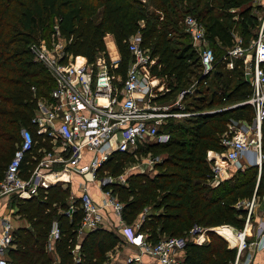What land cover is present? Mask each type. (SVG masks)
Listing matches in <instances>:
<instances>
[{"label":"trees","instance_id":"16d2710c","mask_svg":"<svg viewBox=\"0 0 264 264\" xmlns=\"http://www.w3.org/2000/svg\"><path fill=\"white\" fill-rule=\"evenodd\" d=\"M250 1L0 0V181L20 142L21 129H27L33 139L21 164L24 177L34 168L42 150L51 149L48 140L36 133L32 117L38 100L49 99L55 83L47 69L34 60L30 46L44 42L50 47L63 42L60 62L65 64L93 63L99 54L109 62L104 38L110 34L119 53L118 67L113 72L124 77L130 61L128 40L138 33L141 48L154 61L153 75L167 88L152 102H165L170 97L174 100L185 91L181 103L185 111L194 114L182 121L168 119L163 128L169 134L165 144L137 150L142 155L162 156L151 173L131 172L125 184L110 186L111 194L123 204L121 219L135 225L138 215L149 208L137 231L150 244L165 237L187 236L194 225L203 229L223 225L242 229L246 211L237 203L253 195L263 197L264 163L260 173L257 166L236 169L213 186L212 162L207 155L225 150L221 141L229 133L231 121L253 118L248 104L221 108L243 102L251 93L241 62L235 61L234 68L228 70L226 60H222L225 49L233 44L235 26L239 24L240 34L244 35L256 20ZM240 8L235 20L232 10ZM187 15L203 24L217 59L206 75L201 73L198 55L182 25ZM261 151L264 156V120ZM127 155L113 153L99 170L119 173ZM69 197L70 188L55 183L40 190L36 197L14 199L15 214L29 226L13 230L7 250L10 264H105L107 253L120 242L119 234L104 228L77 234L83 213L75 200L73 212L66 214ZM53 221L58 228L53 244L56 262L47 250ZM246 230L250 231L249 224ZM207 235L209 241L202 245L187 239L183 264L234 261V248L213 231H207Z\"/></svg>","mask_w":264,"mask_h":264},{"label":"built area","instance_id":"2783aa9c","mask_svg":"<svg viewBox=\"0 0 264 264\" xmlns=\"http://www.w3.org/2000/svg\"><path fill=\"white\" fill-rule=\"evenodd\" d=\"M249 5L257 18L252 49L247 51L242 38L233 35V44L225 49L222 60H226L225 67L228 70L234 68L235 61L241 62L243 78L249 84L251 93L243 102L221 108L248 104L252 107L253 118L250 123L231 121L228 125L229 133L221 141L225 150L221 153H208L207 160L212 162L214 177L222 167L238 165L248 153L253 155L259 173L264 163L261 151V124L264 120V0H251ZM183 26L198 55L202 75L210 73L217 59L206 38L203 24L196 17L187 15L183 19ZM140 42L141 36L138 33L128 40L130 61L124 77L113 72L118 63L110 59L108 62L103 54H99L93 63L85 62L75 66L70 62H60L62 42L55 44L54 51L48 50L44 42L30 46L34 60L47 69L55 83L49 99L38 100L32 117L36 133L48 140L51 149L42 150L34 168L24 177L21 164L25 153L32 148L33 139L27 129H21L20 142L16 145L0 181V199L11 196L36 197L40 190H46L58 183L63 173H71L83 179L80 194L69 197L66 210V214L70 215L74 210L73 202L78 200L83 213L77 229L79 235L85 231L103 228L98 211L100 208L109 207L122 222L119 233L123 238L137 245L143 253L155 257L159 264H183V257L180 258L179 254L185 252L187 239L202 245L209 241L207 231H213L227 242L229 248L236 250L231 264H260L254 261L253 252L264 248V220L253 222L257 206L254 195L249 200L237 203V207L246 211L242 229L230 225L218 227L234 228L232 238L219 234L218 228L203 229L194 225L187 236L165 237L150 244L145 235L137 231L138 224H124L121 219L123 204L109 189L101 190L108 180H97L96 172L113 153L131 154L140 147L165 144L169 140V134L163 128L168 119L186 118L194 114L185 111L181 103L185 91H181L170 102H152L153 98L162 95L167 88L160 78L153 75L151 68L154 61L150 59L149 52L141 48ZM161 157L152 156L150 165L160 161ZM223 161L227 164H223ZM237 169L242 170L239 167ZM95 179L104 195L100 205L93 200L85 184ZM248 224L250 231L246 230ZM57 234V223L53 221L48 251L51 250V242ZM12 239L13 229L10 221L6 220L0 229V264H10L7 250ZM76 251L77 248L73 253ZM127 263H130V259Z\"/></svg>","mask_w":264,"mask_h":264},{"label":"crops","instance_id":"0c3cea01","mask_svg":"<svg viewBox=\"0 0 264 264\" xmlns=\"http://www.w3.org/2000/svg\"><path fill=\"white\" fill-rule=\"evenodd\" d=\"M104 40H105L106 50L109 59L111 61L117 62L119 60V53L115 46L113 37L110 34H107ZM249 163H251V165H249ZM238 165H226V167L225 166L224 168L222 167L220 172L215 174V177L211 181V184L213 186H216L220 181L232 175L238 167L242 168L243 170L245 169V167L255 166V159L252 154L248 153L246 154V156L243 157V159H241L238 162ZM59 179L60 180L58 181V183H61L62 185L68 186L70 188V197L71 196L75 197L80 194L81 192L80 184H82V180H83L81 177L71 173H63ZM93 182L94 181L85 182V184L88 190L90 191L93 200L100 205L101 201L104 198L103 191H101L100 194L93 192L90 187V184ZM14 199L15 198H13L12 196L4 197L0 199V229L3 222L6 220L10 221L13 230L17 228H24V227L26 228L29 226L28 222L25 219L20 218L15 214L17 208L15 206ZM149 211H150L149 208H145L138 215L135 223L139 224L143 219V217L147 213H149ZM98 212L101 217L102 227L105 230L116 232L117 234H119L118 236L120 237V242L117 244V246H115V248L111 252L107 253L109 264H159L155 257L143 253L142 250L137 245L130 243L123 238V236L119 233L121 226H123L122 222L113 214V212L109 207L100 208ZM263 220H264V195L262 198H257V206L254 211L253 222L263 221ZM227 228H229L231 232ZM217 231L219 234L227 238H232L235 233V229L231 227H226L224 229L218 228ZM53 244H54V240L51 242L52 248L48 253L52 256V258L56 262L57 256ZM252 252H253L252 249H250L251 254ZM73 254L76 258L78 256V251L74 252ZM183 256L184 253L181 252V254H179V257L182 258ZM253 258L254 261L260 264H264V248L255 253L253 252ZM129 259H130V263H127V260Z\"/></svg>","mask_w":264,"mask_h":264},{"label":"rangeland","instance_id":"374dc122","mask_svg":"<svg viewBox=\"0 0 264 264\" xmlns=\"http://www.w3.org/2000/svg\"><path fill=\"white\" fill-rule=\"evenodd\" d=\"M213 6H215V5L213 4ZM241 10H242V8L232 10L233 13H235V17H234L235 20L238 18L237 14L240 13ZM252 13H254V12H252ZM257 16H258V14H257ZM256 25H257V18L254 21L253 26L248 27V32L246 34H244V35L240 34L239 24L235 26V28H234L235 30L232 32L234 36H240L242 38L243 43H244V47L246 48L247 51H250L252 49L251 43H252V40L254 39V37H253L254 33L256 32ZM57 43L62 44L63 42L62 43L57 42ZM214 49H215V51L218 52V49H216V48H214ZM48 50L54 51L55 45H50V47H48ZM171 98L172 97L168 98L167 101L160 102V103H166L168 101L170 102V100H172ZM226 106H228V105H226ZM182 120H184V118H177L174 121H182ZM251 121H245V122L250 123ZM151 157L152 156L150 154L142 155L138 151H135L134 153L128 154L127 156L124 157L125 162H124V165H123V167L119 173L112 174V172L110 173L109 171L97 170V172H96V179L97 180H100L102 178H107V180H108V183L106 185L102 186L101 190H104V191L108 190L110 188V186H112V184H120V185L124 184L128 175L131 172L151 173L153 171V168H152L153 165L152 166L150 165V158ZM223 164H227V163L225 161H223ZM96 179L94 180L93 183L90 184V187H91L93 192L100 194L101 190H100V188H97L98 183H97ZM109 180H110V182H109ZM191 241L192 240H190V242ZM106 257H107V255H106ZM105 263L109 264L108 257L106 258Z\"/></svg>","mask_w":264,"mask_h":264},{"label":"bare ground","instance_id":"6f19581e","mask_svg":"<svg viewBox=\"0 0 264 264\" xmlns=\"http://www.w3.org/2000/svg\"><path fill=\"white\" fill-rule=\"evenodd\" d=\"M224 229V228H223ZM230 232H231V230L229 229V228H227ZM232 234V233H231ZM233 235V234H232ZM234 236V235H233Z\"/></svg>","mask_w":264,"mask_h":264}]
</instances>
